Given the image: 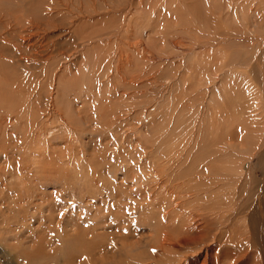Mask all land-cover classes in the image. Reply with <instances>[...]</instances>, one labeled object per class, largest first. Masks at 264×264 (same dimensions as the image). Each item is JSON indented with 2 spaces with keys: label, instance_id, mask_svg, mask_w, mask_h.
Returning <instances> with one entry per match:
<instances>
[{
  "label": "rangeland",
  "instance_id": "1",
  "mask_svg": "<svg viewBox=\"0 0 264 264\" xmlns=\"http://www.w3.org/2000/svg\"><path fill=\"white\" fill-rule=\"evenodd\" d=\"M173 178L209 185L173 210ZM218 191L264 210V0H0V264H117L209 211L212 264H264Z\"/></svg>",
  "mask_w": 264,
  "mask_h": 264
},
{
  "label": "bare ground",
  "instance_id": "2",
  "mask_svg": "<svg viewBox=\"0 0 264 264\" xmlns=\"http://www.w3.org/2000/svg\"><path fill=\"white\" fill-rule=\"evenodd\" d=\"M129 2V1H128ZM131 3V1H130ZM128 3V4H130ZM155 5V4H154ZM153 5V6H154ZM157 7V6H156ZM32 8V7H31ZM128 8V7H127ZM136 8V7H135ZM124 9V8H123ZM146 11V10H145ZM162 11V10H161ZM152 13V12H151ZM150 13V14H151ZM14 15V14H13ZM17 16V15H16ZM115 16V15H114ZM197 17V16H196ZM120 18V17H119ZM128 19V18H127ZM14 20V19H13ZM122 21V20H121ZM167 21V20H165ZM39 22V21H38ZM120 22V21H119ZM151 22V21H150ZM35 23V22H34ZM105 24V23H104ZM161 26V25H160ZM118 27V26H116ZM127 27V26H126ZM31 28V27H30ZM174 28V27H173ZM129 29V28H128ZM92 30V29H91ZM102 32V31H101ZM115 33V32H114ZM121 33V31H120ZM130 34H131V31H130ZM161 34V33H160ZM37 35V34H36ZM119 35V34H118ZM121 35V34H120ZM129 35V34H128ZM31 37V36H30ZM25 38V37H24ZM129 38V37H128ZM28 39V38H27ZM42 41V40H41ZM115 42V41H114ZM37 45V44H36ZM109 45V44H108ZM20 46V45H19ZM25 46V45H24ZM22 47V46H21ZM21 50V49H20ZM135 51V54L137 53V50L134 49ZM144 54V53H143ZM81 55V54H80ZM120 55V54H119ZM118 55V56H119ZM122 56V55H121ZM135 56V55H134ZM133 56V57H134ZM144 56V55H143ZM127 59H129L131 56L129 55H126L125 56ZM129 57V58H128ZM117 58V57H116ZM124 58V57H123ZM123 58L121 57V59L123 60ZM132 58V57H131ZM136 59V58H135ZM117 60H119L117 58ZM128 61L127 63L129 64V61L130 60H126ZM132 61V59H131ZM138 62V60H137ZM126 63V62H125ZM107 66V65H106ZM120 67V66H118ZM105 68V67H104ZM86 69V68H85ZM107 69V68H106ZM97 70V69H96ZM110 70V69H109ZM115 70V69H114ZM120 72V71H119ZM92 74V73H91ZM8 75V74H7ZM117 75V74H116ZM83 76V75H82ZM84 77V76H83ZM108 79V78H107ZM119 79V78H118ZM129 79V77H128ZM16 83V82H15ZM16 90V89H15ZM17 92V91H16ZM19 95V94H18ZM110 109V108H109ZM47 129V128H46ZM185 139V138H184ZM182 141V140H181ZM175 142V141H174ZM179 143V142H178ZM183 143V142H181ZM41 146V145H40ZM182 146V144H181ZM174 147V146H173ZM178 148V147H177ZM176 148V149H177ZM181 149V148H180ZM170 152H173L171 151V149H168ZM177 151H175L176 153ZM183 152V151H182ZM174 153V152H173ZM172 155L176 158L177 157V154H173ZM167 156L169 155L168 154V151H167ZM187 154V153H186ZM171 155V157H172ZM180 156V155H179ZM187 156V155H186ZM189 156V155H188ZM187 156V157H188ZM169 157V156H168ZM170 158V157H169ZM174 157H172L173 159ZM175 158V159H176ZM182 159V158H181ZM180 159V160H181ZM205 159H210V157L208 158H205ZM177 161L176 160L174 162L178 163V162H181V161ZM185 160V159H184ZM208 161V160H207ZM157 163V162H156ZM164 165H165V162H163ZM194 164V163H193ZM163 165V164H162ZM185 165V164H184ZM210 168L213 167V165L209 166ZM185 168V167H184ZM191 168V167H190ZM188 168V169H190ZM195 167L193 166V168H191L189 171H192ZM219 169V168H218ZM172 170V169H171ZM185 170V169H184ZM196 170V168L194 169ZM223 170V169H222ZM197 171V170H196ZM204 171H206L204 169ZM221 172V171H220ZM164 173V172H163ZM186 173V172H185ZM167 174V173H166ZM174 174V172L172 173ZM223 174V173H222ZM182 175V174H181ZM187 175V174H186ZM196 175V174H195ZM227 175V174H225ZM167 176V175H166ZM242 176V175H241ZM189 177V176H188ZM227 176H224V178H226ZM170 178V176H169ZM172 178V177H171ZM170 178V179H171ZM178 179V178H177ZM180 179V178H179ZM227 179V178H226ZM235 179V178H234ZM157 181V180H156ZM159 181V180H158ZM161 181V180H160ZM239 181V180H238ZM153 182V181H152ZM209 182V181H208ZM236 181H234V184H235ZM156 183V182H155ZM159 182H157V185H158ZM167 183H170L168 188L165 187V185ZM215 184L218 183V187L221 188V185L222 186H225V182L221 181V178L220 179H216V181L214 182ZM214 183H211L212 185ZM231 183V182H230ZM238 183V182H237ZM240 183V182H239ZM153 184V183H152ZM226 184H229V183H226ZM155 185V184H154ZM209 184H203L199 179L198 180H195L194 179H187L185 180H182V181H177L175 182L174 181V178L172 180H169L168 182L162 184V188L164 189V192L165 194H167L169 197L170 196H173V198L170 200V202L172 203L171 206H173V210L177 209V207L179 205H181V203H177L176 202V198H175V195L173 192H175L174 189L177 188V190L181 191L182 192V189L185 190V191H188L189 193H194L195 191L197 192L196 194H199L196 189L199 187H206L208 186ZM229 186V185H228ZM160 187V188H161ZM165 187V188H164ZM197 187L196 189H193ZM198 188V189H199ZM231 188V187H230ZM195 190L194 192L192 191ZM205 189V188H204ZM203 189V190H204ZM210 189V188H209ZM213 189V188H212ZM223 191H224V188H222ZM170 190H172L170 192ZM214 191H217L218 189H213ZM222 191V192H223ZM221 191L219 192L218 191V194H215L214 198L216 199L214 202V204L210 205L209 207H211V212H213V215L214 217H217L218 214L215 215L216 212L220 213L221 214V218L223 219H229L231 218V215L235 216L236 214L240 215L241 219V225L242 227L244 228V231L246 232V227H247V223L246 222H250V226L254 229L253 231H255V233H263L264 234V210L262 212H260V208L259 209H255V211H252L251 214H248L246 212H244L243 210L238 209L237 207L236 208H232V204L234 203V195L235 194H232V202L229 203V207L227 209L223 208V204H225L224 202V196H223V193ZM227 191L225 190V193ZM204 193V192H203ZM161 194V193H160ZM191 194V195H192ZM238 194V193H237ZM143 195V194H142ZM195 195V193H194ZM205 195V194H203ZM211 195V197H213ZM226 195V194H225ZM187 194L183 195L182 197H186ZM201 196V195H200ZM164 197V196H163ZM162 197V198H163ZM157 199V198H156ZM164 199V198H163ZM227 199V198H226ZM194 200V199H193ZM203 200V199H202ZM212 200V199H211ZM229 200V199H228ZM137 201V200H136ZM151 201V200H150ZM182 201V200H181ZM184 201V200H183ZM186 201V200H185ZM188 201V200H187ZM198 201V200H197ZM227 201V200H226ZM154 202V201H153ZM200 202V201H199ZM259 202V201H258ZM163 203V202H162ZM203 203V202H202ZM205 203V201H204ZM190 204V203H189ZM227 204V203H226ZM191 205V204H190ZM171 206H169L171 208ZM189 206V205H188ZM223 206V207H221ZM238 206V205H237ZM243 206V205H242ZM161 207V206H160ZM166 207H168V203L166 205ZM168 207V208H169ZM239 207V206H238ZM169 208V209H170ZM212 209H215L214 211H212ZM225 209V210H224ZM262 209V208H261ZM140 212V209H138ZM160 210V208H159ZM251 210V209H250ZM137 212V213H138ZM146 212V211H145ZM250 212V211H249ZM131 213L133 214V211H131ZM130 213V214H131ZM155 214V213H153ZM158 214V213H157ZM168 214V213H167ZM124 216V215H123ZM125 216H129V215H126ZM131 216V215H130ZM166 216V214H165ZM156 217V216H155ZM161 217V215H160ZM164 217V216H163ZM170 217V216H169ZM237 217V215H236ZM127 218V217H126ZM132 218V216H131ZM148 218V217H147ZM159 218V217H158ZM171 218V217H170ZM206 218H212L210 216V211L208 213H194V214H190L188 216H184L183 215V218H179V217H176L174 218L173 220H170V222H167L166 221V225H163L164 228H162L160 225H158V229L156 230V234L150 238L151 240L150 241H146L145 239L143 241H138V240H134L136 242H132L131 239H129L130 243H119L117 244L118 245V249L119 251L120 250H123L125 251V253L127 254V256L129 257V259L125 258V260H121L119 258V260L117 261V264H182L183 262H185L184 264H198L200 261L201 263L200 264H212L213 263V260H212V251L215 252L214 249V246L213 244L209 243V241H206L209 237V234H208V230H207V223H209L208 220H206ZM118 220V219H117ZM126 220V219H125ZM132 220H135V219H132ZM128 221V219H127ZM164 219L162 220V223H164ZM125 222V221H124ZM121 223V222H120ZM123 224V223H122ZM130 224V223H128ZM136 224V223H135ZM147 224V223H146ZM150 224V223H149ZM142 226V225H141ZM156 226V225H155ZM103 227V226H102ZM116 227V226H115ZM124 227V226H123ZM137 227V226H136ZM142 228V227H141ZM209 228V227H208ZM246 228V229H245ZM128 230V229H127ZM131 230H132V227H131ZM144 230V229H143ZM122 231V230H121ZM130 231V230H129ZM133 231V230H132ZM134 232V231H133ZM153 232V231H152ZM144 233V231H143ZM151 233V231H150ZM78 234V233H77ZM80 234V233H79ZM82 234V233H81ZM146 234V233H144ZM148 234V233H147ZM152 234V233H151ZM215 234V233H214ZM93 235V234H92ZM82 236V235H81ZM136 236V235H135ZM141 236V235H140ZM139 237V236H138ZM138 237H135V239ZM81 238V237H80ZM83 239V238H82ZM123 240V238H121V241ZM149 240V239H148ZM214 240L216 242L219 243L217 237H216V234L212 236V242H214ZM120 241V242H121ZM82 242V241H81ZM91 242V241H90ZM83 243V242H82ZM116 245V246H117ZM86 247V246H85ZM83 248L84 251H86L85 249L86 248ZM116 248V247H115ZM114 248V249H115ZM145 249H148L146 250L145 254L143 256H140V254L145 250ZM89 250V249H87ZM115 252V251H114ZM118 252V251H117ZM115 252V254L117 253ZM86 254V253H85ZM84 254V255H85ZM114 254V253H113ZM227 252H222L221 256L219 258H221L222 260H226L224 258H227L226 255ZM119 255V254H118ZM123 255V254H121ZM86 258H87V255H85ZM151 259L150 261H148L147 263H145V261H143L141 259V257H148ZM93 257V255H92ZM103 257V256H102ZM134 257V258H132ZM234 257V256H233ZM85 258V257H84ZM85 258V259H86ZM95 258V257H94ZM123 258V257H122ZM238 258V257H237ZM93 259V258H92ZM111 259V258H109ZM127 259V260H126ZM138 259V261L136 262V260ZM234 259V258H233ZM88 260V259H87ZM91 260V259H90ZM102 260V259H101ZM114 260V259H113ZM221 260V261H222ZM232 260V259H230ZM85 261V260H84ZM92 261V260H91ZM240 261V260H239ZM237 259H234L232 261H227L226 263L228 264H238L239 262ZM78 262V260H77ZM88 262V261H87ZM93 263V262H92ZM99 263V262H98ZM97 263V264H98ZM108 262L106 261H100V264H106ZM75 264V263H74ZM84 264V262H83ZM91 264V263H90Z\"/></svg>",
  "mask_w": 264,
  "mask_h": 264
}]
</instances>
